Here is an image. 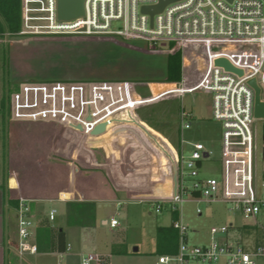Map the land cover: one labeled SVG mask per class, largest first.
Wrapping results in <instances>:
<instances>
[{"label":"built area","instance_id":"2783aa9c","mask_svg":"<svg viewBox=\"0 0 264 264\" xmlns=\"http://www.w3.org/2000/svg\"><path fill=\"white\" fill-rule=\"evenodd\" d=\"M162 0H85L84 14L63 19L58 14V0H21V29L24 35L117 36L142 40L152 46L173 44L181 48L200 49V78L190 85L186 80L151 97H142L127 80L21 83L10 94V115L14 121L53 122L88 138H99L109 132L140 125L137 110L163 98V94L194 93L198 90L213 96V119L222 125V166L219 177L204 178L199 169L212 151L201 142L183 137L179 148L170 145L178 170V192L170 200L153 201L155 211L162 212L166 202H222L244 218L257 219L264 211V182L257 178L256 119L254 90L248 81L255 78L264 98V1L263 0H165L153 15L144 7L156 6ZM116 24L121 27H116ZM227 59L244 74L238 75L217 65ZM162 95V96H161ZM189 113L181 112L180 129L192 127ZM105 125L103 133L94 130ZM80 127L81 129H79ZM187 145L190 150L187 151ZM188 179H193L188 184ZM191 196V199H186ZM17 250L20 255L38 252L31 241L33 221L25 199L18 206ZM202 214L201 207L196 209ZM57 210L49 212L53 221ZM111 227L119 226L112 218ZM179 233L175 254L159 256V264H211L225 259L227 264H257L264 257V245H246L229 239V226H213L210 242L190 244L189 227L176 220ZM70 247H67L69 250ZM63 254V253H61ZM93 255L83 257L90 264Z\"/></svg>","mask_w":264,"mask_h":264},{"label":"rangeland","instance_id":"374dc122","mask_svg":"<svg viewBox=\"0 0 264 264\" xmlns=\"http://www.w3.org/2000/svg\"><path fill=\"white\" fill-rule=\"evenodd\" d=\"M21 27L20 21L19 30ZM116 27H121V25L116 24ZM13 38L30 39L26 46L16 45L14 47L16 52V72L20 76L30 77V80L46 82L52 80L99 81L131 79L132 81L129 82L133 83L135 91L145 98L164 90L160 85H156L154 89V84L168 83L167 88L179 85L178 83L166 81L169 48L172 44L164 43L152 46L142 40H129L108 35L16 36L14 34L10 39ZM1 47L3 48L4 45ZM173 49H181L182 80L183 65L185 64L186 85L197 81L200 78L203 66L198 57L200 49H185L177 45H174ZM182 80L180 83H182ZM18 86H11L10 94L14 93ZM183 110L189 113L188 119L191 120L192 127L185 129L181 134V138L183 137L193 143L201 142L207 149L212 151L210 159L204 160L199 169L200 176L204 178L219 177L222 166V125L213 119V96L211 93L198 90L194 93H186L183 96L168 94L155 102L140 107L137 110V115L144 119L143 122L147 126L157 131L154 126L163 130L169 127H172L171 129L177 128ZM8 117L10 119V133L15 128L17 134L16 142L11 137L9 139L11 151L14 146L20 148V152L23 153V151L27 152L25 149H28V147H31V150L33 148L41 150V147L45 145L48 147V151H46L48 152L47 160L49 166L54 163V158L65 161L64 163L67 164V168L65 167L63 171H56L54 168L53 170L52 168L48 170L46 177L50 190L62 187V183L66 184L71 173L77 174L79 177L93 172L94 180L97 184H101L96 174L99 173L106 176V172L104 173L102 169H99V166L103 165H107L108 168L114 165V173L112 170L110 172L112 176L115 175L121 189L127 188L126 185L129 183L141 181V179H138L140 177L152 176L157 178L152 185L144 186L145 191L143 194H139L142 192L138 191L142 187L135 185L137 187L129 196V200L119 204L117 202L99 204L100 211L104 216L108 218L115 216L119 221V226L113 231L109 230V226H105L104 229L107 235L115 240L114 249L124 252L123 255H116L117 253H115L112 257V264H159L161 251L158 248V242L161 235L158 229L161 226L168 227L172 225L174 220L182 221L188 225V241L190 244H208L211 237L210 231L213 226H229L231 233H233V229L236 230L235 228L244 229L248 227L253 233H257L258 237L261 233L264 235V211L257 219H247L239 212L230 210V207L222 202L197 203L186 201L175 205L176 208H174L172 203L166 202L162 212L157 213L153 201L170 200L173 194L172 164L155 141L147 134L145 135L143 131L142 133L145 136L142 135L144 138L142 143L137 137H121L113 141L111 149L106 151L105 147L108 145L103 146L100 144L101 142H93L92 138L85 137L60 124L14 121L10 113ZM146 118H149L150 123L145 121ZM19 122L23 124H20L19 128L14 127L12 129V123L17 124ZM157 132L160 133L159 131ZM156 136L158 137V135ZM160 136L162 137L158 138L162 140L167 149H169L170 145L178 148L180 135L175 129L169 132V137L162 133H160ZM256 136L257 178L258 183L262 184L264 182V156L262 152L264 148V120H256ZM142 145L155 149L158 155L152 152L159 159L151 154L145 157L140 153L136 158H133V149ZM57 147L63 149L62 154H57ZM186 148L187 151L190 150V146L187 145ZM73 151H75V155L72 157ZM38 156L43 157V154ZM142 158L148 159L141 162ZM149 159L154 162V167L150 169L148 166V170L144 171L145 174L141 175V171L135 169L132 172L130 171L132 174L127 179L120 176L119 173L124 172L129 166L128 164L134 163L138 165L140 162L146 164L149 163ZM39 172L44 174L43 170H37L33 173ZM130 172L127 171V173ZM35 174L34 179H39L38 175L35 176ZM192 180L188 179V184H191ZM168 187L169 189H167ZM98 189L97 191L100 192ZM121 189L120 191L122 192L123 190ZM190 197L186 196L185 198L189 200L191 199ZM55 206L60 208L61 205L55 203ZM198 206L202 208V214L197 213L196 209ZM10 211L12 227L16 230L17 219L12 207ZM59 217V223L63 225L65 219L61 215ZM234 233L237 234L235 231ZM255 236L256 234H243L242 243L250 246L254 245L255 241L252 238ZM136 248H138V251ZM11 250L10 260H13L14 249L12 248ZM80 258V256L74 255L73 251L64 255L63 258L58 254L44 256L46 264H79ZM224 261V259H221L211 264H225ZM198 263L204 264L202 262ZM257 264H264V257L258 258Z\"/></svg>","mask_w":264,"mask_h":264},{"label":"crops","instance_id":"0c3cea01","mask_svg":"<svg viewBox=\"0 0 264 264\" xmlns=\"http://www.w3.org/2000/svg\"><path fill=\"white\" fill-rule=\"evenodd\" d=\"M10 37L13 36L9 35L8 33H6L4 36H0V264H46L44 256H47L49 254H58L61 258H63L64 255L69 254L72 251L74 255H78L81 257L79 264L82 263L83 257H85L86 255L94 256V259L90 262V264H112V257L115 255V253H117L116 255H123L124 252L119 251L116 248L114 249L115 240L110 238L104 230L105 226H109V230L112 231L113 229H116L118 227H111L109 223L112 218L116 219V217L111 216L110 218H108L104 216V214L100 211L99 204L106 202H117V204H119L123 201L125 202L129 200V196L136 189L135 187H137L135 185H139L142 187V189H137L139 192H142L139 194H143V192L145 191L144 186L152 185V183H154L157 178L152 176L140 177L138 179H141V181L136 183L131 181L132 183L126 185L127 188L121 189L119 183L116 181L117 179L115 178V175L112 176V173L110 172V170H112V172L114 173V165L112 167L110 166L109 168L107 165H103L99 166V169H102V172L104 173L106 172V176L104 174H96V177L101 184H97V182L94 180L95 178H93V172H89V175L83 174L82 177L84 179L82 180L79 179L77 174L71 173L70 178L68 177L69 181H67L66 184L62 183V187L50 190L48 188L46 177L48 170H50V168H52V170L54 168L56 171L65 170V167L67 165L64 163L65 161L54 158V163L49 166L47 160L48 147L45 145L41 147V150L38 148H33V150H31V147H28V149H25L27 150V152L23 151V153H21L20 148H17L16 146L12 148V151L9 147L10 137L13 141L16 142L17 134L14 127H18L20 124H23L22 122L17 123L18 125L12 123V129L14 128V130H12V132L10 133V119L8 117L10 113V89L13 85H20L21 83L30 80V77L25 76V78L24 76H20V74H17L15 69L16 52L14 51V47L16 45L26 46L29 43L30 39H10ZM2 45H4L3 48L1 47ZM184 66L185 64L183 65V79L186 80L187 78ZM167 72L168 71L166 68V76ZM117 80L132 81L131 79ZM156 85H160L162 89L166 90L168 89L167 87L169 84H154V89ZM170 92L173 91L166 92L163 94V96H161L164 97L165 94ZM138 120L140 122V125H130L126 130H122L120 132H109L99 138H93V142H101L100 144H102L103 146L108 145L105 147V150L107 151V149H111L112 142L117 138L133 136L137 137L142 143V140H144L142 135L145 136L147 134L153 141H155L156 139L158 144L166 149L162 140L158 138L162 137L160 136V133L150 128V126H147V124L143 122L140 117H138ZM142 131L145 133V135L142 133ZM156 135H158V137ZM133 150V158H136L139 153L145 157L148 154L156 157L154 156L153 152L158 155L155 149H153L152 147L149 148L144 145L136 146ZM56 152L57 154H62L63 149L58 148L56 149ZM42 154L43 157L38 156ZM74 155L75 151L72 152V157ZM146 159L148 158H142L140 161L142 162V160ZM141 162L138 165L134 163L128 164L129 166H127L125 170L126 172H120V176L127 179L132 174L131 172L135 169L140 170L141 175H143L145 174L144 171L148 170V166L150 167V169H153L152 167H154V162L151 161V159H149V163L146 164ZM70 166L72 165L70 164ZM70 166L69 168H71ZM37 170H43L44 174H42L41 172L36 174L33 173ZM127 171L131 172L127 173ZM34 174L35 176L38 175L39 179H34ZM81 181L85 182L82 183ZM97 189L100 190V192H98ZM120 189L123 191L121 192ZM167 189H169V187ZM16 197H19V201L20 199H25L26 204L30 208V216L33 221V236L31 238V241L33 243L37 244L38 246L37 236L40 223L44 217H48L49 219V212L52 209H56V217L53 221L49 219L50 224L54 228L64 229L67 237V247L69 246L70 249L61 254L57 252L41 251L38 247V252L36 253H26L24 255H20L17 250V245L19 242L18 208L12 206L10 202L11 198L14 199ZM72 201H87L95 203V219L92 218L91 220H88L86 225L69 224L68 218H66L67 204L68 202ZM55 203L60 204V208H56ZM11 207L13 208L17 219V225L15 227L16 230L13 229L10 220ZM59 214L65 219L63 225L59 223ZM231 226L234 227L233 224H231ZM235 229L236 230L233 229V233H231L229 228V239L231 241L238 242V240H240L239 242H242L243 234H256V236L252 238L253 241H255L254 245H264V235L262 233L258 237L257 233H253L248 227L244 229H241L240 227L239 229ZM234 231L237 232V234L234 233ZM12 248L14 249V255H12L13 260H10ZM224 263L227 264L226 260L224 261Z\"/></svg>","mask_w":264,"mask_h":264},{"label":"trees","instance_id":"16d2710c","mask_svg":"<svg viewBox=\"0 0 264 264\" xmlns=\"http://www.w3.org/2000/svg\"><path fill=\"white\" fill-rule=\"evenodd\" d=\"M21 21V0H0V36L6 33L13 36L19 31ZM174 45H170L168 56V72L167 82L180 83L182 80V55L181 49H173ZM144 121V119L142 118ZM150 123L149 118H146ZM152 126V125H151ZM157 131L169 137L170 131H177L180 135L179 145L181 141L180 123L177 128H166L165 130L159 129L154 126ZM79 179H84L79 176ZM11 205L18 208L19 197L10 199ZM96 205L87 201H72L67 204V218L69 224L86 225L88 220L95 219ZM176 221V220H174ZM158 248L163 254H175L179 247V233L172 225L168 227H159ZM38 247L39 250L45 252L63 253L67 250V237L64 229L54 228L48 219L44 217L38 229Z\"/></svg>","mask_w":264,"mask_h":264},{"label":"water","instance_id":"95a60500","mask_svg":"<svg viewBox=\"0 0 264 264\" xmlns=\"http://www.w3.org/2000/svg\"><path fill=\"white\" fill-rule=\"evenodd\" d=\"M232 2L233 0H229ZM264 1V0H263ZM84 2L85 0H58V14L60 18L63 19H69L76 16H81L84 14ZM165 4V0H162V3L151 6V7H144L143 10L150 13L151 15L154 14V12L161 10ZM216 64L223 66L226 70L234 72L238 75H243L244 71L242 69L236 68L233 66L227 59L220 58L216 60ZM248 84L253 88L254 90V117L256 120H264V98L262 96V89L257 83V80L255 78L248 81ZM81 129L80 127H78ZM256 130V125L254 126ZM106 129L105 125H100L94 130V134H100L103 133ZM155 142L158 144V142L155 139ZM159 147L162 149V151L165 153V155L169 158L172 164V181H173V194H176L178 192V186H179V180H178V170L177 166L175 164V161L173 159V156L169 152V150L166 148L164 149L162 146L159 145ZM263 156H264V148H263ZM137 250V248H136Z\"/></svg>","mask_w":264,"mask_h":264}]
</instances>
